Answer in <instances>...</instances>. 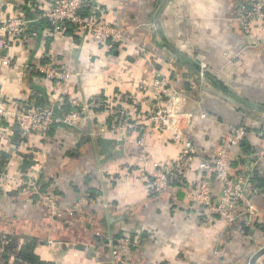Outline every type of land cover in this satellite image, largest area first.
<instances>
[{"label": "crops", "instance_id": "1", "mask_svg": "<svg viewBox=\"0 0 264 264\" xmlns=\"http://www.w3.org/2000/svg\"><path fill=\"white\" fill-rule=\"evenodd\" d=\"M43 1L0 0V22L25 18L21 5L36 16ZM249 1L256 0H103L106 21L124 36L122 46L99 45L64 29L53 35L48 28H26L24 40L8 47L5 56L12 66L0 67V97L20 107L37 106L35 98L42 92L50 104L79 99L88 105L98 98L105 108H117L122 97H132L136 126L122 145H113V137L98 136L107 121L103 108L90 109L76 133L55 130L43 140L30 137L18 148L12 138L0 139V166L6 168L0 191V264H26L16 254L30 240L35 242L34 264H110L109 246L117 237L138 242L126 264H264V190L251 185L259 213L245 234L239 222L202 216L188 198L187 189L200 173L198 159L184 174V185L162 194H152L142 179L155 163L174 162L180 154L170 132L139 123L142 110L154 103L149 101L153 94L143 88L156 75L178 92L174 120L200 161L212 160L229 125L254 120L251 115L264 120V43L244 35L234 19L236 7ZM47 52L70 72L63 89L37 72ZM192 62L198 72V63L204 64L205 75L224 83L229 93L201 78ZM261 124L258 120L251 127L258 130ZM253 133L247 140L256 148L260 134ZM83 137L87 141L80 143ZM231 155L237 157L239 148ZM25 161L33 164L24 167ZM32 173L39 193L54 197L60 208L84 196L92 205L85 202L72 216L54 217L13 183ZM10 183V191L5 190ZM10 246L3 256V248Z\"/></svg>", "mask_w": 264, "mask_h": 264}, {"label": "built area", "instance_id": "2", "mask_svg": "<svg viewBox=\"0 0 264 264\" xmlns=\"http://www.w3.org/2000/svg\"><path fill=\"white\" fill-rule=\"evenodd\" d=\"M102 1L44 0L38 5L40 14L35 19L48 21L53 35L60 34L64 24L70 23L74 32L89 36L99 45L110 43L122 46L124 36L117 26L106 21ZM86 11L88 14H85ZM234 19L244 35L264 43V0L242 2L236 7ZM28 23L30 20L24 17L9 18L0 22V67L12 66V60L5 56V52L8 47H13L24 40ZM198 64L199 75L202 78L205 75L206 66ZM36 69L57 89H63L70 78V72L60 65L50 52L44 54L42 63ZM147 88L143 90L153 94L149 101L154 103L143 109V113L140 112L141 122L139 123L149 122L154 129L170 132L172 140L180 144V154L176 161L165 164L155 163L152 170L143 175L142 179L148 183L150 192L159 195L166 192L170 186L184 185V174L195 167L198 159L196 168L198 167L200 173L191 189H187L190 201L200 206L207 216H217L229 224L244 223L245 226L252 228L254 218L259 211L252 201L251 184L244 176L233 177L230 167L233 160L231 152L238 148L241 140L246 137V127L238 124L229 125L221 137V144L212 160L200 161L196 147L190 140L183 137L178 130L179 122L174 120L175 112L172 111V107L180 101L178 92L161 75H156ZM121 100L117 108H105L104 103L98 98L91 99L88 105H82L79 99H72L68 101L72 110L58 118L53 113V107H39L35 104L20 107L0 97V139L12 138L18 148L30 137L45 139L50 128L58 123L65 124L69 128H77L81 119L87 117V110L103 108L107 121L100 128L98 136L108 135L117 141H124L128 133L133 132L136 126V123L131 122L134 120L131 106L135 105V100L126 96ZM51 105L60 106L59 102H52ZM138 147L141 152H144L141 138L138 140ZM256 151L257 162L264 164V134L257 144ZM5 169V166H0V191L3 190ZM22 176L17 177L13 183L30 195L36 196L39 205L56 218L62 217L64 213L72 216L83 203L88 202L89 205L93 203L88 196H84L71 206L60 208L54 197L39 193L33 173L30 176ZM215 185L220 187V196L213 194ZM6 186L5 190L10 191L13 185L10 183ZM137 246L138 242H133L128 237L115 239L109 246L110 264H126L127 255Z\"/></svg>", "mask_w": 264, "mask_h": 264}, {"label": "trees", "instance_id": "3", "mask_svg": "<svg viewBox=\"0 0 264 264\" xmlns=\"http://www.w3.org/2000/svg\"><path fill=\"white\" fill-rule=\"evenodd\" d=\"M22 8L23 11H25V19L26 20H30V23H28L26 25V28H40V31L44 28H48V30L51 31V26L49 24L48 21H46L45 19H40V20H36V16L38 14H40V11L37 10V12H35L37 15L35 16L33 13L30 12L29 8L27 9L25 7V5H21L20 6ZM85 14H88V11L85 12ZM29 30V29H28ZM64 30L66 33L68 32H72L73 33V26L70 23H65L64 24ZM26 32H28L26 30ZM29 33V32H28ZM168 51H170L171 53H174V56L177 59V54L175 53L174 50L170 49L169 46H166ZM179 60H176V62H179ZM193 63V62H192ZM194 64V63H193ZM195 72H198V67L197 65H193ZM205 79L209 81L210 85H212L214 88L222 91L223 93H229V90L227 89V87L225 86L224 83L216 80L213 77H210L208 75H204ZM41 92V90H40ZM36 100V105L39 107H53V113L56 117L61 118L64 114L68 113V111L72 110V107H70V105L68 104L67 99H65L64 104H62L59 107H56L55 105L52 106L45 98V95L41 92V96H36L35 98ZM102 108L98 109L101 110ZM238 125H242L245 126L246 131H247V135L246 137L241 140V142L239 143V155L235 158H233L232 162H231V175L233 177H237V176H244L248 179V182L254 186V188L256 190H258L259 192L261 190H264V164H260L259 162H257V151L256 148L253 147L252 145H250L249 141L247 140V136L250 134H254L253 132H257L258 135L257 137H259V141L262 138V134H264V124H261L258 128V130H254L255 128H252L251 126H247V124L242 121L239 123H236ZM64 130V131H72L73 133H76V131L78 132L79 130L77 128H69L67 125L62 124V123H58L54 126H52L48 132V135H51L55 130ZM262 131V132H261ZM257 135V134H256ZM87 141L85 137H83L79 142H84ZM78 143V144H80ZM2 163V160H0V165ZM90 191H92L91 189H88V194H90ZM91 195V194H90ZM36 196H34L35 198ZM216 218H218L217 216H215ZM240 228L241 230H243V232L245 234L249 233L250 228L245 226L244 223H240ZM1 237V236H0ZM5 237V236H4ZM6 238V237H5ZM9 238V237H7ZM119 238V237H117ZM132 239V238H131ZM97 242L101 241L98 240V238H96ZM132 241V240H131ZM35 242L30 240L28 241L23 247L22 249L17 252L16 254V258L22 262V263H26V264H34L36 263L35 257L32 254V249L34 248ZM12 247H8L7 249L4 247L3 248V256L5 253L9 252Z\"/></svg>", "mask_w": 264, "mask_h": 264}, {"label": "rangeland", "instance_id": "4", "mask_svg": "<svg viewBox=\"0 0 264 264\" xmlns=\"http://www.w3.org/2000/svg\"><path fill=\"white\" fill-rule=\"evenodd\" d=\"M185 115H187V114H185ZM246 124H247V126H253V125H257L258 124V120H256V119H249V118H246ZM260 124V123H259ZM232 172V171H231ZM215 191H213V194H215L216 196H220V192H221V190H220V187H218L217 185H215V189H214ZM214 195V196H215ZM215 196V197H216ZM217 199H218V197H216ZM199 208H201L200 206H199ZM201 211H202V209H201ZM202 213H203V215L202 216H206L207 217V215L205 214V212H203L202 211ZM239 217H241V216H239ZM264 246V242L262 243V247ZM261 247V248H262ZM257 248H252V251H254V250H256Z\"/></svg>", "mask_w": 264, "mask_h": 264}, {"label": "water", "instance_id": "5", "mask_svg": "<svg viewBox=\"0 0 264 264\" xmlns=\"http://www.w3.org/2000/svg\"><path fill=\"white\" fill-rule=\"evenodd\" d=\"M252 117H254V119H256V120H259V121H262V122H264V120L263 119H260L259 117H255V116H253V115H251ZM97 142L99 143V144H106V140L105 139H98L97 140ZM123 140H119V141H117V140H114V141H112V144L113 145H122L123 144ZM33 163L32 162H28V161H25V165H24V167H27V166H30V165H32ZM261 251H264V248L261 250ZM251 261V260H250Z\"/></svg>", "mask_w": 264, "mask_h": 264}]
</instances>
